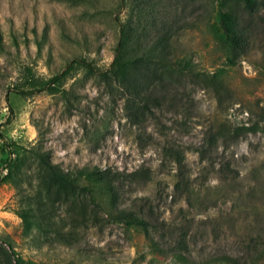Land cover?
I'll use <instances>...</instances> for the list:
<instances>
[{
  "label": "rangeland",
  "instance_id": "obj_1",
  "mask_svg": "<svg viewBox=\"0 0 264 264\" xmlns=\"http://www.w3.org/2000/svg\"><path fill=\"white\" fill-rule=\"evenodd\" d=\"M237 12L249 41L231 65L208 30L215 4L203 0H0V167L39 145L64 172L99 168L157 245L89 196L56 205L73 245L34 242L14 187L0 183V264H264V0ZM129 24L149 40L168 28L169 50L225 89L184 80L181 102L137 120L132 97L100 76ZM57 76L56 91L27 85Z\"/></svg>",
  "mask_w": 264,
  "mask_h": 264
},
{
  "label": "trees",
  "instance_id": "obj_2",
  "mask_svg": "<svg viewBox=\"0 0 264 264\" xmlns=\"http://www.w3.org/2000/svg\"><path fill=\"white\" fill-rule=\"evenodd\" d=\"M211 5L215 4L218 19L216 23H210L208 30L213 39L225 50L228 62L235 64L238 57L247 53L248 34L238 15L237 8L247 12H253L258 0H203ZM145 29L132 28L129 24L123 34V40L115 50L114 60L108 72H101L100 76L108 87L119 84L127 96L137 103L138 108L134 117L143 119L153 108L170 101H182L175 91L185 85L184 80H193L197 77L205 85L223 90L224 85L219 76L207 77L193 70L192 64L187 59H178L173 51L169 50V29L158 30V35L149 40L145 35ZM4 49V42L0 31V50ZM92 69L91 64L79 61ZM28 86L35 91H56L61 78H52L44 84ZM40 85V86H39ZM52 85H55L54 88ZM18 94L26 93L21 88ZM217 138L210 141L214 146ZM28 151V155L22 160L9 158L0 167V183L11 184L19 197V218L23 225L24 233L29 235L36 231L34 242H46L48 245L62 243L66 246L73 245L71 237L63 234L55 221L56 205L68 202L75 198L89 196L91 202L99 207V201H105L110 207L108 214L112 222L122 224L129 229L143 232L157 250V245L151 236V223L143 215L133 209H119L117 205V186L109 174L99 168H84L73 173L64 172L61 167L51 161L49 153L42 146H35ZM34 166L38 174L34 178L38 181L37 187L33 185V179L29 172ZM182 177V180H181ZM184 176H180L183 181ZM27 184L25 191L23 184ZM180 185L176 184V188ZM189 190V189H188ZM35 191L34 193H32ZM58 226V227H57ZM39 237V238H38ZM182 257L183 256H178ZM184 259V258H183ZM11 261V260H9ZM223 263L237 264L231 257L220 259ZM11 264V263H10ZM20 264V263H18Z\"/></svg>",
  "mask_w": 264,
  "mask_h": 264
}]
</instances>
